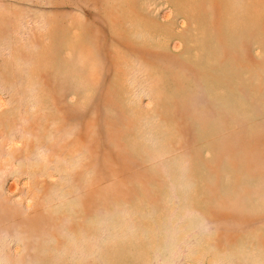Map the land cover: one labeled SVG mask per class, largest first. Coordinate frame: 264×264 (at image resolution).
I'll list each match as a JSON object with an SVG mask.
<instances>
[{
    "label": "rangeland",
    "instance_id": "obj_1",
    "mask_svg": "<svg viewBox=\"0 0 264 264\" xmlns=\"http://www.w3.org/2000/svg\"><path fill=\"white\" fill-rule=\"evenodd\" d=\"M0 264H264V0H0Z\"/></svg>",
    "mask_w": 264,
    "mask_h": 264
}]
</instances>
